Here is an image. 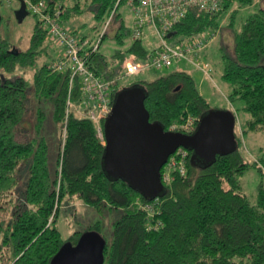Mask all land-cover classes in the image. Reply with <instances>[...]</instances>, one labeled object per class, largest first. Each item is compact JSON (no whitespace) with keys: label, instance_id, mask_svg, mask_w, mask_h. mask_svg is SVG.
Segmentation results:
<instances>
[{"label":"trees","instance_id":"1","mask_svg":"<svg viewBox=\"0 0 264 264\" xmlns=\"http://www.w3.org/2000/svg\"><path fill=\"white\" fill-rule=\"evenodd\" d=\"M45 1L50 10L57 6L61 9V23L75 36L88 40L90 48L88 36H79L69 26L85 11L99 22L112 15L111 20L114 17L118 22L112 39L121 47L130 37L116 14L121 4L127 7L126 0L118 4V0ZM262 1L227 0L223 9L211 16L192 9L173 27L178 40L209 31L216 33L225 21L226 28L233 30V54L225 52L221 56V77L229 87L227 99L235 117L236 148L227 155L216 156L210 164L196 160L192 163L193 153L185 149V174L176 173L174 181L163 186L156 199H147L126 181L113 180L105 174L104 146L96 138L94 124L74 112L67 118L57 167L53 173L49 170L44 140H30L22 132L28 84L23 77H7L16 69L36 64L46 51V33L35 18L30 47L16 55L0 39V264H51L65 244L75 246L88 232L100 234L102 223L97 221L83 232L76 231L62 239L56 226L59 205L74 198L100 214L113 210L120 213L111 222L110 242L104 240V264H264V150L261 149L262 157L254 160L241 150L246 134H264V9L259 7L234 29L237 13ZM105 36V32L100 36L87 65L97 77L114 82L112 102L119 91L140 88L149 122L159 124L164 131L218 109L211 108L193 79L181 71L149 82L119 86L124 63L144 61L154 48L148 50L142 39L131 41L125 51L113 54L111 66L98 53ZM68 76L52 72L51 65L45 63L36 71L33 84L36 93L51 98L54 122L62 127V142ZM78 99L76 80L72 102L77 103ZM233 102L242 105V123L238 122L239 110ZM102 125L104 129V122ZM26 167V187L16 197L13 191ZM252 168L262 178L254 203L245 195L240 181ZM144 206L151 210L143 209Z\"/></svg>","mask_w":264,"mask_h":264},{"label":"rangeland","instance_id":"2","mask_svg":"<svg viewBox=\"0 0 264 264\" xmlns=\"http://www.w3.org/2000/svg\"><path fill=\"white\" fill-rule=\"evenodd\" d=\"M261 3V4H260ZM258 6L243 9L237 13L236 24L234 29L238 27L240 21L246 16L255 12L259 7L264 9V0ZM19 9V3L14 0H0V39L6 41L11 50L17 52L27 51L30 47V38L35 26V17L28 13L21 23L15 18V12ZM116 14L124 23V26L129 33L132 31V14L124 4H121L117 9ZM111 21V22H110ZM226 22L222 30L215 33V39L207 46L206 50L201 55L202 58L211 65L209 77L195 69L192 65L180 61L175 63L168 69L160 71L149 70L136 76H124V72L118 77V84L121 87L131 85L137 81H152L161 76H166L175 71L187 73L194 81L197 90L211 106V108L229 110L230 104L227 99L229 93L228 85L222 80V61L221 56L226 52L228 55L233 54V30L226 28ZM72 29L78 31V35H87L91 40V46L98 43L100 36L105 32L106 36L101 41L98 53L103 55L109 65H113L111 58L116 51H125L126 47L131 42L128 36L124 47L117 44L112 38L118 27V22L114 19H105L104 21H96L90 11H85L81 16L76 17L69 25ZM173 40V39H172ZM171 40V41H172ZM170 41V42H171ZM142 43L150 50L156 47L157 42L154 35L144 29L142 35ZM46 51L36 60V64L32 67L16 71L8 75V78L23 77L27 84V95L25 105L27 112L23 119L22 132L30 140H44L47 145V162L49 170L53 173L57 167V160L60 153V144L62 143L60 124L54 122L53 119V104L50 97H44L34 91V75L36 71L43 65H53L60 54L59 47L47 39L45 42ZM232 105L238 111V122L242 123L245 115L240 111L241 104L233 102ZM238 123V124H239ZM240 126V125H239ZM238 132V131H237ZM18 138H21L20 136ZM261 149L264 150V134L263 133H248L244 137L241 145V150L245 153L249 160L262 157ZM28 180L27 167L21 172L19 184L13 191L17 197L20 192L26 187ZM262 178L257 169H250L242 177L240 181L245 195L251 203L255 202L256 191ZM12 195V198L15 196ZM119 211L104 212L100 214L96 210L83 205L77 199L70 201H62L59 205V212L56 219L57 229L61 233L63 240L72 236L76 231L83 232L89 225L100 221L102 228L100 236L106 241L111 240V222L119 217ZM5 263V262H4Z\"/></svg>","mask_w":264,"mask_h":264},{"label":"built area","instance_id":"3","mask_svg":"<svg viewBox=\"0 0 264 264\" xmlns=\"http://www.w3.org/2000/svg\"><path fill=\"white\" fill-rule=\"evenodd\" d=\"M226 1L126 0V6L132 14V31L129 33L131 41L142 39L144 29L147 28L156 38L157 45L146 60L126 61L123 70L124 76H136L149 70L160 71L172 67L177 62L184 61L209 77L211 66L201 55L215 39V33L205 32L188 40H178L174 34L168 38V34L173 33V27L185 18L188 11L195 9L210 16L215 15L223 9ZM24 2L27 12L40 21L46 38L54 42L60 49L58 58L51 65L52 72L68 73L69 75L62 146L70 112L90 120L94 124L96 138L102 146H105L102 123L112 109L114 82L97 77L87 65L90 55L96 51L98 44L90 48L88 40L75 36L69 27L64 26L60 21L62 12L58 6L50 10L45 0H24ZM76 80L78 81L79 99L77 103H73L72 86ZM196 122L198 123L197 119L188 118L186 123L172 126L169 131L191 134ZM186 157L185 149L178 148L167 159L160 172L163 186L170 185L174 181L176 173L178 176L185 174ZM143 209L151 210L149 206H144Z\"/></svg>","mask_w":264,"mask_h":264},{"label":"water","instance_id":"4","mask_svg":"<svg viewBox=\"0 0 264 264\" xmlns=\"http://www.w3.org/2000/svg\"><path fill=\"white\" fill-rule=\"evenodd\" d=\"M18 23L28 15L24 0H17ZM174 33H169L170 38ZM16 55L17 51L11 50ZM140 88L119 91L104 121L105 146L103 169L115 180L122 179L147 199H156L163 191L160 172L167 159L178 149L191 150V162L210 164L218 155L236 148L235 117L229 110H210L199 120L191 134L164 131L149 122ZM105 241L100 234H83L75 246L65 244L51 264H104Z\"/></svg>","mask_w":264,"mask_h":264},{"label":"crops","instance_id":"5","mask_svg":"<svg viewBox=\"0 0 264 264\" xmlns=\"http://www.w3.org/2000/svg\"><path fill=\"white\" fill-rule=\"evenodd\" d=\"M263 2V1H262Z\"/></svg>","mask_w":264,"mask_h":264}]
</instances>
